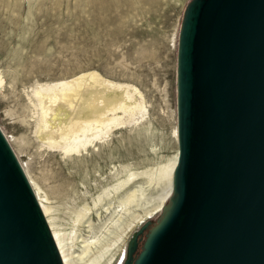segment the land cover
Instances as JSON below:
<instances>
[{
    "label": "water",
    "instance_id": "water-1",
    "mask_svg": "<svg viewBox=\"0 0 264 264\" xmlns=\"http://www.w3.org/2000/svg\"><path fill=\"white\" fill-rule=\"evenodd\" d=\"M178 110L175 195L130 264H264V0L191 1ZM0 264H63L1 130Z\"/></svg>",
    "mask_w": 264,
    "mask_h": 264
},
{
    "label": "rangeland",
    "instance_id": "rangeland-1",
    "mask_svg": "<svg viewBox=\"0 0 264 264\" xmlns=\"http://www.w3.org/2000/svg\"><path fill=\"white\" fill-rule=\"evenodd\" d=\"M191 1L0 0V71L5 80V89L0 90V130L27 178L38 184L56 206L66 253L71 248L78 252V241L71 239L81 229L71 211L78 199L73 192L77 181L69 177L70 165L61 155L39 148L34 128L27 127L15 105L18 100L26 101L39 86L93 69L139 89L145 102L143 114L135 119L127 116L123 125L113 126L105 141L90 147L88 155L98 153L96 149L103 153L94 159L100 157L101 165H105L101 170L104 177H110V153L114 163L141 172L130 184L144 195L130 206V212L123 213L112 193L101 196L96 206L93 204V198L100 194L94 181L86 197L82 185L77 191L85 197L79 203L86 201L92 207L90 217L98 235L112 238L123 233L138 214L144 213L146 200L161 192L158 172L179 148L175 137L179 125V41ZM90 177L103 182L93 171ZM110 200L113 205L106 211L102 205ZM164 209L124 234L113 264H130L137 259ZM72 257L69 264H84L87 260H79L76 253Z\"/></svg>",
    "mask_w": 264,
    "mask_h": 264
},
{
    "label": "bare ground",
    "instance_id": "bare-ground-1",
    "mask_svg": "<svg viewBox=\"0 0 264 264\" xmlns=\"http://www.w3.org/2000/svg\"><path fill=\"white\" fill-rule=\"evenodd\" d=\"M4 81L3 73L0 71V90L5 89ZM141 97L143 96L138 88L134 87L133 89L127 83L115 82L93 69L80 72L57 83L39 86L31 97H27L26 101L18 100L15 105L17 114L27 127L34 128L32 132L39 148L61 155L70 165L69 177L77 181L73 192L78 194V199L74 200L76 201V203L74 202L75 207L71 211L75 214L76 226H81V229L78 228V232H74L71 239L75 242L78 241V252L71 248L66 253L63 232L57 222L56 206L51 203L49 195L38 184L34 183V185V181L27 178L15 155L30 186L32 184L31 188L33 187L34 195L51 229L63 264H69L75 253L79 260L87 259L84 264H113L117 257V248L120 247L124 234L158 211L163 210L167 201L175 195V172L179 148L172 157L167 159L159 171L160 174L158 172V185L160 184L162 187L161 192L146 200L144 213L138 214L134 218V222L129 223L123 233L119 235L116 233L112 238L98 235L90 217L92 207L86 201L80 203L78 201L82 197L77 193V191H81L78 186H83L82 194L85 196L90 193L89 187L93 181L96 188L100 187L97 199L93 198L95 206L101 196L112 193L117 200L116 206L120 209L119 211L128 213L130 206L144 195L143 192H139L135 184H130L141 172L131 170L129 165L120 162L119 164L114 163L116 162L114 155L110 153L108 156L109 163L112 164V167H109L110 177H104L101 170L105 165H101L100 157L96 161L94 159L103 153L96 149L98 153L93 152L88 155L90 147L95 148L98 143L101 144L105 141L113 126L123 125L127 116L135 119L136 115L143 114L145 102ZM18 109L20 110L18 111ZM175 130L179 147V128L177 127ZM28 140L31 141L30 138ZM121 154L123 155L122 152H120ZM92 171L99 176V181L103 180V182H98V178L90 177L89 179L88 176L92 174ZM149 181H152V178H149ZM83 198L81 199L83 200ZM112 205L113 201L110 200L104 203L102 208L107 211ZM59 219L61 218L59 217ZM74 244L76 246V243L73 242L72 245Z\"/></svg>",
    "mask_w": 264,
    "mask_h": 264
}]
</instances>
